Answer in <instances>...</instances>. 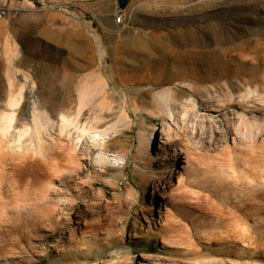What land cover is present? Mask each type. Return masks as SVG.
I'll use <instances>...</instances> for the list:
<instances>
[{
    "label": "rangeland",
    "instance_id": "obj_1",
    "mask_svg": "<svg viewBox=\"0 0 264 264\" xmlns=\"http://www.w3.org/2000/svg\"><path fill=\"white\" fill-rule=\"evenodd\" d=\"M123 10L114 30L85 13L93 49H32L17 64L0 55V113L10 91L30 96L0 132V264H264V251L241 257L247 243L227 235L250 193L264 190V90L255 82L264 0H129ZM154 36L172 39L177 56L122 42ZM213 57L229 79H127L140 65L155 76L164 64L203 69ZM42 68L72 76L69 111L36 107L37 93L47 94ZM42 113L53 125L39 139L33 118ZM24 210L54 221L25 237L9 232ZM248 217L241 225L255 227Z\"/></svg>",
    "mask_w": 264,
    "mask_h": 264
},
{
    "label": "bare ground",
    "instance_id": "obj_2",
    "mask_svg": "<svg viewBox=\"0 0 264 264\" xmlns=\"http://www.w3.org/2000/svg\"><path fill=\"white\" fill-rule=\"evenodd\" d=\"M160 37L154 36L149 43L144 38L137 40L135 38H127L125 40H122V42L127 46V49L128 47H132V44L137 42L138 46L136 50L140 52H146V51L150 52V49L152 47L155 48L162 45L165 47L164 55L171 54L176 57L177 54L179 53V50L176 47H174L175 46L174 41L172 39L167 40V38L166 41H163ZM169 41H171L172 43H170ZM182 41H184V39H182ZM6 58L7 60H9L10 58H12V55H7ZM218 63L219 62L215 59V57H213L210 61L207 62V66L203 69H200L197 66L188 63L187 61L176 62L174 65H172L173 69H171V67L168 66L166 67V64H164L162 67L158 68L159 72L155 76L152 73L153 68L151 66L140 65L139 67L133 68L135 72L131 73V75L127 79L130 78V79H137L139 81L148 80L149 82H160L164 80L166 81L168 79L170 80L171 78L173 79L175 77L182 79L183 78L185 79L187 77H192L199 83H203L208 80H221L223 78L229 79L230 77H228V74L231 71L229 70L230 68H227L225 72H222V68L220 66L222 64H219L220 67L219 66L217 67ZM11 74L15 75L16 72H12ZM40 74L42 75V79L44 83L47 85V91H46L47 94L46 96L42 97L40 96V94L37 93V96L34 97L35 99L33 98L36 107L38 108L40 106H46L53 113L69 111V109L73 107V104L76 100L72 86L73 85L72 76L68 73L61 74L59 72L48 70L47 68H42ZM60 77H62L61 80H59ZM255 82H257L258 84L257 87L259 90H264V75L258 76ZM238 84L239 83L235 84L236 88L240 87V85ZM178 92L184 93L183 90H179ZM243 96L248 97V95L246 94ZM2 97H4V94L1 90L0 99ZM7 98H8L7 100L8 110L1 111L0 113L1 133H6L9 131V129L12 127L13 121L15 120V113L17 111L19 114L21 113L24 103H26L29 100L28 98H30V96L24 95L22 90L19 89L17 91H13V90L10 91L8 93ZM168 99L170 98H167V101ZM21 103L23 104L20 105ZM163 108H165V110L169 109L167 106L166 107L163 106ZM170 116L172 115L170 114ZM52 125L53 124H51V119L47 115V113H42L40 116L35 115L33 118V130L37 138L39 139H41V134L44 131L48 133V129ZM260 171L264 173L263 169ZM250 194L251 195L249 198H246L247 192L242 194V197L247 199L246 202L244 203L243 208L240 209L243 217L242 218L240 217L239 219L236 218L237 219L236 221H238V223L234 225V228L227 231V235L230 236L231 238L238 237L239 239L247 243L246 244L247 250L240 255L241 257H258L261 251H264V190L252 192ZM24 212L25 210L21 212V214L19 215L21 216L19 221H15L19 223L13 224L9 227L8 229L9 232L17 231L21 237H25L27 228L42 230L41 226L43 224H47V222L49 223L51 221L52 222L54 221L53 220L54 218L52 219V217H50L49 215L43 212L42 213L38 212L37 214L36 213L32 214L28 211L25 213ZM249 214L256 215V217L253 218V221L255 222V224H257L255 227H250L248 225H244V226L241 225V223L245 219L250 218L248 217ZM234 223L236 222L234 221ZM45 237L47 238L48 235H45ZM226 243L229 244L234 243V240L227 239Z\"/></svg>",
    "mask_w": 264,
    "mask_h": 264
},
{
    "label": "crops",
    "instance_id": "obj_3",
    "mask_svg": "<svg viewBox=\"0 0 264 264\" xmlns=\"http://www.w3.org/2000/svg\"><path fill=\"white\" fill-rule=\"evenodd\" d=\"M102 1L104 12L100 10ZM71 3L79 7L77 15L47 8ZM1 9L7 11V16L0 17V55H12L9 60L6 58L8 64L26 62L24 55L30 54L32 49L52 47L60 53L63 47H68L72 53L89 45L93 49V20L90 16L86 19L85 13L102 14L103 23L110 30L118 26L113 14L121 12L126 16L118 0H0Z\"/></svg>",
    "mask_w": 264,
    "mask_h": 264
},
{
    "label": "built area",
    "instance_id": "obj_4",
    "mask_svg": "<svg viewBox=\"0 0 264 264\" xmlns=\"http://www.w3.org/2000/svg\"><path fill=\"white\" fill-rule=\"evenodd\" d=\"M7 16V11L5 9L0 10V17H6ZM124 15L121 12L116 13L115 16V21L116 22H121L123 19Z\"/></svg>",
    "mask_w": 264,
    "mask_h": 264
},
{
    "label": "water",
    "instance_id": "obj_5",
    "mask_svg": "<svg viewBox=\"0 0 264 264\" xmlns=\"http://www.w3.org/2000/svg\"><path fill=\"white\" fill-rule=\"evenodd\" d=\"M129 0H118V6L121 10L125 9Z\"/></svg>",
    "mask_w": 264,
    "mask_h": 264
}]
</instances>
